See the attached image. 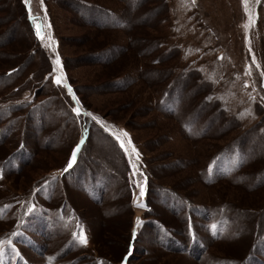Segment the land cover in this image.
<instances>
[{"label": "rangeland", "instance_id": "1", "mask_svg": "<svg viewBox=\"0 0 264 264\" xmlns=\"http://www.w3.org/2000/svg\"><path fill=\"white\" fill-rule=\"evenodd\" d=\"M0 264H264V0H0Z\"/></svg>", "mask_w": 264, "mask_h": 264}, {"label": "snow or ice", "instance_id": "2", "mask_svg": "<svg viewBox=\"0 0 264 264\" xmlns=\"http://www.w3.org/2000/svg\"><path fill=\"white\" fill-rule=\"evenodd\" d=\"M27 2H28V0H25V3L27 4ZM243 2L245 3V5H247V0H243ZM36 35H37V37L39 38V39H41V40H43L44 39V37L41 35V32H40V29H39V27H37V29H36ZM54 43V42H53ZM49 46H51V43L49 44ZM56 64L57 65H59V59L57 58V60H56ZM61 81H62V77L61 76H57L56 78H55V83L56 84H61ZM66 86V85H65ZM69 90V92L71 93V89H68ZM73 99H75V97H73ZM74 111L76 112V114L77 115H79L80 114V111H79V109H74ZM93 119H96L95 117H93ZM121 135H123V136H126L127 134L126 133H122ZM117 139H119V137H117ZM120 146H121V148H125V144H124V142L123 141H121L120 142ZM129 146H130V141H129ZM78 151V148L76 149V150H74L73 151V154H72V158L70 159V161H69V163H68V168H71L72 167V164L75 162V157H76V152ZM132 151L133 152H135V149H132ZM135 174V173H134ZM143 194H144V188H143V186H140V195L141 196H143ZM79 240H80V242L83 244V243H86V239H85V237L83 236V234H81L80 236H79Z\"/></svg>", "mask_w": 264, "mask_h": 264}, {"label": "trees", "instance_id": "3", "mask_svg": "<svg viewBox=\"0 0 264 264\" xmlns=\"http://www.w3.org/2000/svg\"><path fill=\"white\" fill-rule=\"evenodd\" d=\"M176 246H178V245H176ZM181 246H183V245H180V248L183 249V247H181ZM191 249H193V246H191Z\"/></svg>", "mask_w": 264, "mask_h": 264}, {"label": "water", "instance_id": "4", "mask_svg": "<svg viewBox=\"0 0 264 264\" xmlns=\"http://www.w3.org/2000/svg\"><path fill=\"white\" fill-rule=\"evenodd\" d=\"M139 221H140V220L138 219L136 223H139Z\"/></svg>", "mask_w": 264, "mask_h": 264}, {"label": "bare ground", "instance_id": "5", "mask_svg": "<svg viewBox=\"0 0 264 264\" xmlns=\"http://www.w3.org/2000/svg\"><path fill=\"white\" fill-rule=\"evenodd\" d=\"M138 214H140V213H138Z\"/></svg>", "mask_w": 264, "mask_h": 264}]
</instances>
